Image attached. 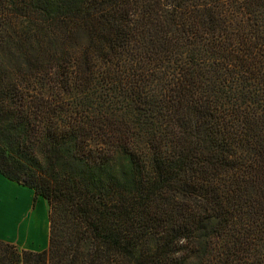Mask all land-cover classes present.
I'll return each instance as SVG.
<instances>
[{
	"label": "trees",
	"instance_id": "1",
	"mask_svg": "<svg viewBox=\"0 0 264 264\" xmlns=\"http://www.w3.org/2000/svg\"><path fill=\"white\" fill-rule=\"evenodd\" d=\"M0 173V264H264V0H0Z\"/></svg>",
	"mask_w": 264,
	"mask_h": 264
},
{
	"label": "crops",
	"instance_id": "2",
	"mask_svg": "<svg viewBox=\"0 0 264 264\" xmlns=\"http://www.w3.org/2000/svg\"><path fill=\"white\" fill-rule=\"evenodd\" d=\"M49 205L32 188L0 173V239L20 249L41 251L48 245Z\"/></svg>",
	"mask_w": 264,
	"mask_h": 264
}]
</instances>
